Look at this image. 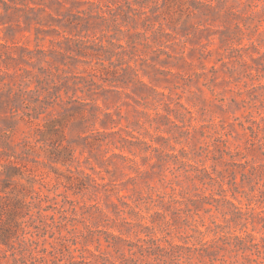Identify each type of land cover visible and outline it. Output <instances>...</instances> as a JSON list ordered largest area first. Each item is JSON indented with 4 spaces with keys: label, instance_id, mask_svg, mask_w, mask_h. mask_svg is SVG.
<instances>
[{
    "label": "rangeland",
    "instance_id": "374dc122",
    "mask_svg": "<svg viewBox=\"0 0 264 264\" xmlns=\"http://www.w3.org/2000/svg\"><path fill=\"white\" fill-rule=\"evenodd\" d=\"M0 74V264H32L29 190L67 211L58 264L264 252V0H0Z\"/></svg>",
    "mask_w": 264,
    "mask_h": 264
},
{
    "label": "trees",
    "instance_id": "16d2710c",
    "mask_svg": "<svg viewBox=\"0 0 264 264\" xmlns=\"http://www.w3.org/2000/svg\"><path fill=\"white\" fill-rule=\"evenodd\" d=\"M198 4V3H197ZM199 5L201 7L204 6V8H211L210 4H205L202 2H199ZM3 81L2 79V75L0 74V83ZM108 115V114H107ZM195 128V126H194ZM15 156H7V164L13 168H16L15 164L16 161L11 160L12 158L16 160V158H14ZM207 177L208 174H205ZM89 176V175H88ZM90 180L93 181L95 184H97V182L91 178L89 176ZM195 179H198L200 182H204V178H199V176H195ZM208 179H211L210 177H207ZM205 184V183H203ZM77 189L80 190V187L77 186ZM31 199L30 202L25 203L24 201L21 202V204L25 205L27 210L24 213H21V217H29L28 221H24L21 222L19 224H24V228H30L32 226L28 225L27 223L32 220V214L31 211L34 209H37V214H38V218L42 220L43 225L44 226H33L34 229H40L43 230V234H39V233H35L34 232H26L28 234H30V236L32 238L28 239L26 241V243L28 242L29 246H34L33 247V251L29 250V258L32 261V264H58L63 260V252L65 251L67 253V255L70 256V251H69V247L65 244V238L61 236V231L63 229H65L66 224V214L67 211L63 210V211H59V209H57V207L52 206L53 203H49L46 199V196L41 192V190L39 191H35V190H29V195H28ZM47 204V205H44ZM123 205H127L126 203H123ZM233 205V204H231ZM16 209V208H15ZM14 209V212L16 213ZM52 211L53 214L52 215H47V214H43L44 212L47 211ZM58 215V221L55 222V216ZM107 218L108 215H106ZM45 220H50L52 221L51 224L47 223ZM33 222H35V220H33ZM54 223V226H53ZM216 228H220V226L216 225ZM55 229V230H53ZM10 231V230H9ZM23 231V229H22ZM197 232L202 235V232L200 230H197ZM13 232H11L12 234ZM34 235L36 237V239L34 238ZM45 236H47L49 239L53 240V243H50V248L52 249L51 251H49L47 248H41L38 249V239L39 238H44ZM108 236H110L114 241L120 239V237L113 235L112 233H109ZM235 239L237 240V243H230V242H225V244L231 246L233 248V251L238 252L241 251V253L243 254L241 256V258L243 259V261L249 264H264V252H262V250L260 249V244L255 242V239L253 238L252 235H247L245 237H241V236H235ZM104 242L106 243L107 246L110 245V241L107 237L104 238ZM5 245L8 246V249H12V247L8 244V242L4 241ZM147 247V248H143L141 246H139V250L140 253H146L147 256H155V257H159L155 252V249H157L158 251H161L163 253H165L166 255H171L170 252H172L171 250H167L166 248H160V247ZM174 248H181L180 246H173ZM28 249H26L27 251ZM245 251H249L251 254L250 255H244ZM206 255H209V252L206 250L205 251ZM57 254H60V256H57ZM255 256L256 258H251L252 256ZM260 255H262V260L259 261L258 259L260 258ZM13 256V254L11 255ZM50 257L53 258V260L55 259V261L51 260ZM17 260L14 258V262H16ZM57 262V263H56ZM228 264H239L238 261H230ZM244 264V263H243Z\"/></svg>",
    "mask_w": 264,
    "mask_h": 264
}]
</instances>
